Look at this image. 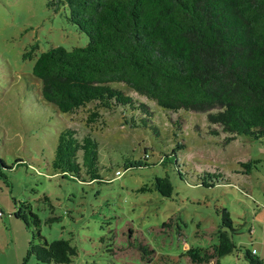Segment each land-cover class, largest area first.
Segmentation results:
<instances>
[{"label": "rangeland", "instance_id": "374dc122", "mask_svg": "<svg viewBox=\"0 0 264 264\" xmlns=\"http://www.w3.org/2000/svg\"><path fill=\"white\" fill-rule=\"evenodd\" d=\"M68 15L66 6L55 9L46 0H0V264H23L31 232L15 214L18 201L31 204L48 240H69L75 251L69 264H192L181 254L189 246L209 248L217 242L219 208L233 221L237 245H264V150L258 140L238 136L224 145L222 133L204 134L209 125L204 113L184 110L174 115L181 118L177 130L145 97L159 129L157 139L147 130L122 124L120 114L116 120L105 118L102 130H91L81 111L61 113L43 101L40 82L31 74L36 55L52 46L70 49L88 41ZM29 43L38 46L36 54L23 57ZM112 86L130 93L124 84ZM64 127L80 136L90 133L97 141L100 165L115 166L101 169L108 183L63 180L54 173L51 161ZM180 142L184 146L177 149ZM172 149L181 165L180 177L173 165L158 163L160 152ZM144 150L149 165L123 171L122 155L141 163ZM248 158L256 161L250 180L201 184L205 171L219 166L233 176L237 162ZM117 166L123 171L119 177L114 175ZM165 174L173 187L169 198L156 190H139ZM50 217L56 219L45 223ZM220 261L247 264L234 254ZM25 264L42 263L30 257Z\"/></svg>", "mask_w": 264, "mask_h": 264}, {"label": "trees", "instance_id": "16d2710c", "mask_svg": "<svg viewBox=\"0 0 264 264\" xmlns=\"http://www.w3.org/2000/svg\"><path fill=\"white\" fill-rule=\"evenodd\" d=\"M46 2L55 9L66 6L68 21L88 41L70 49L52 46L36 55L31 74L40 82L43 101L61 113L81 111V120L91 130H102L105 118L116 120L120 114L122 124L147 130L151 139H157L159 129L141 98L145 97L165 112L177 130L181 118L174 115L180 110L200 112L209 124L204 134L222 133L224 145L238 136L249 137L258 140L264 150V0ZM27 48L23 57L35 55L38 46L29 43ZM114 83L124 84L130 93L113 87ZM183 146L180 142L176 148ZM147 156L144 150L143 162L134 163L122 155L123 171L149 165ZM158 163L173 165L181 176L174 149L160 152ZM255 163L251 158L238 161L233 176L217 166L204 172L201 184L250 180L248 174ZM51 165L63 180L88 183H108L101 169H115L114 165H100L98 143L90 133L80 136L70 127L58 133ZM123 171L117 166L114 175L119 177ZM139 190H156L169 198L173 187L165 174L155 176L153 184ZM16 203L15 214L31 232L23 264L30 257L42 264H69L75 254L69 240H48L31 204ZM216 213L220 217L217 242L209 248L189 246L181 255L192 264H220V258L229 254L240 255L247 264H264L254 250L235 243L228 211L219 208ZM55 219L50 217L45 223ZM140 249L147 251L145 246Z\"/></svg>", "mask_w": 264, "mask_h": 264}, {"label": "crops", "instance_id": "0c3cea01", "mask_svg": "<svg viewBox=\"0 0 264 264\" xmlns=\"http://www.w3.org/2000/svg\"><path fill=\"white\" fill-rule=\"evenodd\" d=\"M233 180V179H232ZM248 193H250V191L248 192ZM253 232V230H251V232L249 233L250 235H251V233ZM250 235H248L249 236V239H251V236ZM251 242V241H250ZM252 243V242H251ZM252 249V251L254 250L255 251V254L260 258V259H262L263 261H264V245H259V247L258 248H255V247H252L251 248ZM236 256V255H235ZM238 256H240V255H237L236 257L238 258ZM220 264H221V261H220Z\"/></svg>", "mask_w": 264, "mask_h": 264}]
</instances>
